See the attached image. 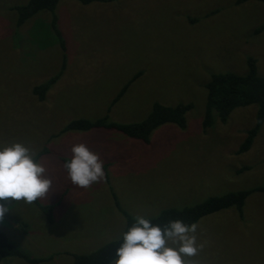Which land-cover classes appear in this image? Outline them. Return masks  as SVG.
Listing matches in <instances>:
<instances>
[{"label": "rangeland", "instance_id": "1", "mask_svg": "<svg viewBox=\"0 0 264 264\" xmlns=\"http://www.w3.org/2000/svg\"><path fill=\"white\" fill-rule=\"evenodd\" d=\"M28 2L0 0V143L21 142L36 155L50 150L39 162L51 187L37 199L54 213L51 222L34 202L17 201L0 231L30 257L52 258L41 264H74L75 256L119 240L126 218L113 194L132 217L150 218L213 196L264 188V126L250 151L238 154L256 123L255 106L235 110L226 124L215 117L210 129L202 127L205 85L213 74L244 76L253 58L264 76V32L254 35L264 23L263 3L119 0L83 6L62 0L56 14L67 41L66 69L41 102L33 88L60 71L63 54L50 13L17 27L11 9ZM155 103L192 104L187 128L160 127L149 144L104 130L51 139L78 119L108 115L122 124L141 122ZM78 143L103 162V180L87 188L72 184L63 168ZM195 235L203 248L189 258L191 264H264V193L248 197L242 217L233 208L202 218ZM3 264L29 263L12 258Z\"/></svg>", "mask_w": 264, "mask_h": 264}, {"label": "trees", "instance_id": "2", "mask_svg": "<svg viewBox=\"0 0 264 264\" xmlns=\"http://www.w3.org/2000/svg\"><path fill=\"white\" fill-rule=\"evenodd\" d=\"M62 0H29L25 5L15 6L11 10L15 11L18 16L17 27L24 26L29 20L42 12L51 14V33L62 51V66L60 71L47 82L33 88V95L39 101H44L50 90L62 78L67 62V41L59 28V20L56 14L57 7ZM83 6H89L93 3L108 4L119 0H75ZM250 1H256L264 4V0H236V5H241ZM264 32V23L259 26L254 35H259ZM142 73L136 74L118 93L112 102V106L118 103L127 93L130 86ZM207 91L206 109L203 117L202 127L207 131L215 123V117L222 124H226L231 114L240 108H248L255 106L257 108L256 123L254 127L247 131L246 138L241 144L238 154H245L252 148L255 139L259 135L264 126V76L258 74L257 63L253 58L247 59V73L240 76L234 73H218L213 74L209 82L205 85ZM192 104H178L168 107L159 103L153 105L149 116L138 123L122 124L111 121L109 116H104L97 120L78 119L68 123L57 135L51 139L61 137L70 132H90L99 131H114L121 133L125 137L149 144L153 133L165 125H174L181 130L187 128V114L192 111ZM50 150L45 147L36 156L40 159L49 155ZM64 161V159H63ZM245 170H248L246 168ZM109 182V180H107ZM253 193H264V188H255L245 191L229 192L221 196H213L204 202L193 207H187L181 210L172 208L162 211L155 217H150L154 223L161 226L167 224L170 220H182L186 224H197L202 218L212 214L228 210L236 209L242 217L243 209L248 197ZM115 198V204L120 213L126 218V225L130 226L133 217L119 207V202ZM17 201L9 203L8 207L13 206ZM38 206L42 207L47 212L48 220L52 222L54 208L52 206H41L38 199L33 201ZM126 230V227H125ZM124 230V231H125ZM119 245V240L110 242L101 247L97 251L87 255H77L74 257V264H111L113 253ZM17 258L29 264H41L51 261L52 258L34 259L25 252L20 246L11 242L7 235L0 231V264H3L7 259Z\"/></svg>", "mask_w": 264, "mask_h": 264}, {"label": "clouds", "instance_id": "3", "mask_svg": "<svg viewBox=\"0 0 264 264\" xmlns=\"http://www.w3.org/2000/svg\"><path fill=\"white\" fill-rule=\"evenodd\" d=\"M63 168L70 182L87 188L104 178L103 162L83 143L73 144ZM45 167L36 154L21 142L0 143V221L9 212V203H32L51 187ZM196 225L170 220L161 226L152 219L136 216L121 232L111 264H191L189 258L202 250Z\"/></svg>", "mask_w": 264, "mask_h": 264}, {"label": "crops", "instance_id": "4", "mask_svg": "<svg viewBox=\"0 0 264 264\" xmlns=\"http://www.w3.org/2000/svg\"><path fill=\"white\" fill-rule=\"evenodd\" d=\"M60 162H61V161H59L57 164H60ZM63 195H65V193H63ZM58 204H60V202H58ZM53 213H54V211H53Z\"/></svg>", "mask_w": 264, "mask_h": 264}]
</instances>
